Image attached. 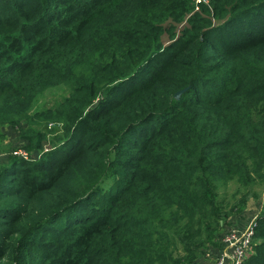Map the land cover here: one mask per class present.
Wrapping results in <instances>:
<instances>
[{
  "label": "trees",
  "instance_id": "trees-1",
  "mask_svg": "<svg viewBox=\"0 0 264 264\" xmlns=\"http://www.w3.org/2000/svg\"><path fill=\"white\" fill-rule=\"evenodd\" d=\"M195 1L0 0V126L66 133L30 129L29 150L57 148L0 164V264L219 253L264 183V0ZM231 186L246 191L225 205ZM244 264H264V210Z\"/></svg>",
  "mask_w": 264,
  "mask_h": 264
},
{
  "label": "rangeland",
  "instance_id": "rangeland-1",
  "mask_svg": "<svg viewBox=\"0 0 264 264\" xmlns=\"http://www.w3.org/2000/svg\"><path fill=\"white\" fill-rule=\"evenodd\" d=\"M199 0L195 1V4H198ZM202 3L210 4V0H200ZM69 95V87L65 84H61L46 90L41 96H39L30 111V114L35 117V113L37 111L46 110L49 108L55 109ZM39 119L38 117H35ZM41 119V118H40ZM30 129H36L41 131H46L50 134L51 139L55 138L58 134H64V125L60 119H42V121L38 124H32L23 120L19 124H5L0 126V164H5L9 157H17L15 152L17 151H25L29 154L31 160H39L45 153L51 152L57 148V146L45 145L44 150L36 153V150H29L27 148L29 137L31 134L29 133ZM66 134V133H65ZM64 134V135H65ZM64 144V142H60L59 145ZM19 158V157H18ZM22 159V158H19ZM263 179H259L256 182V185L253 189L259 194L250 195L249 201L246 205V209L248 207L256 206L258 210V205L260 206V212L264 210V183ZM235 190V186H231L227 192H219L220 200L224 201L225 205L228 203H233L236 199L240 198L245 192V189H241L240 191ZM237 195V197H235ZM245 209V210H246ZM260 214V213H259ZM258 214V217H259ZM258 220V218H257ZM230 225H227L221 232V235H224ZM222 253L223 247L219 248ZM221 253L218 255L212 254L210 250H207L202 259H200L199 264H217L218 260L221 258Z\"/></svg>",
  "mask_w": 264,
  "mask_h": 264
},
{
  "label": "built area",
  "instance_id": "built-area-1",
  "mask_svg": "<svg viewBox=\"0 0 264 264\" xmlns=\"http://www.w3.org/2000/svg\"><path fill=\"white\" fill-rule=\"evenodd\" d=\"M200 3L202 2L199 0L196 4V10L199 9L198 5ZM15 155L24 160H31L29 154L22 150L15 152ZM259 209V205L258 210L256 206L248 207L243 212L246 217L249 216L246 225L243 228H235L230 225L225 234L221 236L220 244H222L223 250L222 253L219 250L218 254L221 253V258L217 264H244L252 255L255 246ZM212 254L214 253L212 252Z\"/></svg>",
  "mask_w": 264,
  "mask_h": 264
},
{
  "label": "crops",
  "instance_id": "crops-1",
  "mask_svg": "<svg viewBox=\"0 0 264 264\" xmlns=\"http://www.w3.org/2000/svg\"><path fill=\"white\" fill-rule=\"evenodd\" d=\"M248 218L249 216L246 217L244 213H242L240 216L235 215V217L232 220L231 227L243 228L246 225Z\"/></svg>",
  "mask_w": 264,
  "mask_h": 264
},
{
  "label": "water",
  "instance_id": "water-1",
  "mask_svg": "<svg viewBox=\"0 0 264 264\" xmlns=\"http://www.w3.org/2000/svg\"><path fill=\"white\" fill-rule=\"evenodd\" d=\"M186 90V89H185ZM185 90H181V91H179V92H177L176 94H175V97L176 98H179L180 97V95L183 93V91H185Z\"/></svg>",
  "mask_w": 264,
  "mask_h": 264
},
{
  "label": "clouds",
  "instance_id": "clouds-1",
  "mask_svg": "<svg viewBox=\"0 0 264 264\" xmlns=\"http://www.w3.org/2000/svg\"><path fill=\"white\" fill-rule=\"evenodd\" d=\"M33 160V159H32Z\"/></svg>",
  "mask_w": 264,
  "mask_h": 264
}]
</instances>
